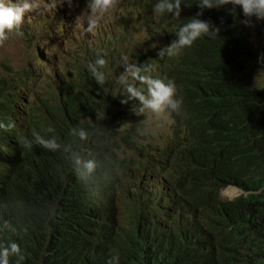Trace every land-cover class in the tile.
Instances as JSON below:
<instances>
[{
	"label": "clouds",
	"instance_id": "clouds-1",
	"mask_svg": "<svg viewBox=\"0 0 264 264\" xmlns=\"http://www.w3.org/2000/svg\"><path fill=\"white\" fill-rule=\"evenodd\" d=\"M120 1L87 0V14L76 17L83 15L78 25L72 0H0V182L8 173L13 151L23 141L26 148L61 149L54 135L28 137L39 116L54 109L53 95L59 97L66 89L76 73L74 66L88 69L101 84L106 79L101 69L108 64L111 73L118 62L123 71L116 78L120 86L110 90V94L117 92L114 100L106 95L92 100L94 105L105 100L108 104L74 121L66 140L82 147L65 166L88 184L87 190H80L78 213L84 224L81 231L91 235L86 240L87 264H118L129 259L130 248L137 242L147 256L160 255L156 264H200L205 253L198 242L213 223L214 206L218 201L232 204L245 191L234 184L221 186L215 200L198 184L197 190L210 198L202 215V208L192 200L191 174L181 172L185 163L165 151L176 137L184 139L194 124L188 122L192 104L184 90L189 67L213 50L206 40L220 32L209 18L222 11L217 7L231 4L235 10L238 5L241 23L255 25V17L258 31L264 25V0H155L152 8L138 0H124L131 10L122 11L119 23L133 39L127 41L110 28V35L99 42L91 39ZM193 2L198 11L191 19L175 18L182 5L189 7ZM141 27L147 32L146 41L162 42L144 48L134 32ZM73 35L91 40L85 54L72 45ZM251 35L260 47V36L254 37L253 30ZM258 60L264 63V53ZM151 113L156 117L170 114L173 120L149 123ZM45 114L42 120L47 119ZM160 126L172 132H159ZM229 188L240 194L223 193ZM217 227L231 230L230 225L218 223ZM104 243L107 248L103 250ZM99 250L104 258L99 257ZM12 255L24 259L16 241L0 242V264H10Z\"/></svg>",
	"mask_w": 264,
	"mask_h": 264
},
{
	"label": "trees",
	"instance_id": "trees-1",
	"mask_svg": "<svg viewBox=\"0 0 264 264\" xmlns=\"http://www.w3.org/2000/svg\"><path fill=\"white\" fill-rule=\"evenodd\" d=\"M154 2L138 0L148 8ZM217 8L222 11L209 19L220 32L206 40L213 50L188 69L184 96L192 104L188 122L194 124L185 138L176 137L165 153L185 163L181 172L191 174L192 200L202 208V215L210 198L197 190L198 184L215 200L221 186L234 184L245 191L232 203L236 208L222 201L214 206L213 223L205 239L198 242L205 253L200 264H264V85L259 83L264 63L258 60L264 53V25L258 30V47L251 25L241 23L238 5L235 10L231 4ZM197 11L194 2L189 7L182 5L179 18H175L187 21ZM253 22L257 26L255 17ZM74 68L76 73L66 89L59 97L53 95L54 109L39 116L28 137L33 133L54 135L61 149L26 148L23 141L13 151L8 173L0 182V242L16 241L24 257L20 260L12 255L10 264H87L86 240L91 235L81 231L84 224L78 213L80 190H87L88 184L65 166L82 147L66 140L74 121L108 104L105 100L94 105L92 100H102L105 95L114 100L117 92L110 94V90L120 86L116 78L123 69L117 62L109 73L107 64L101 69L106 79L98 84L88 69ZM44 114L47 119L42 120ZM218 223L230 225L231 230H221ZM99 257L104 258L101 250ZM159 258L156 254L147 256L137 242L130 248L129 259L118 264H156Z\"/></svg>",
	"mask_w": 264,
	"mask_h": 264
},
{
	"label": "rangeland",
	"instance_id": "rangeland-1",
	"mask_svg": "<svg viewBox=\"0 0 264 264\" xmlns=\"http://www.w3.org/2000/svg\"><path fill=\"white\" fill-rule=\"evenodd\" d=\"M72 4H73V7L75 9V20H76L77 24L80 25L83 22V15L87 14V0H72ZM123 10H131V8L128 7L127 4L124 2V0L120 1L117 8L109 15L108 19L103 24L104 27H103V25L100 24V27H98L96 29V36H92L90 38L99 42V40H100L99 38H101L102 36H109L110 35V30H109V28H110V29L115 30L119 34H121L125 38V40H127V41L132 40L133 36L131 34H129L127 31H125V29L119 23V17H120V14L122 13ZM82 12H84L83 15H81L79 18L76 19V17L78 15H80ZM147 17L151 21L155 20V17H153L150 14H147ZM136 19L139 20L138 17H136ZM251 29L255 32L256 31L255 25L252 24ZM134 32H135V37L137 39H140L144 43V45H143L144 48H149L151 46H157L158 44H160L162 42V39L151 40L150 42L146 41L147 32L143 27L139 28L138 30H135ZM90 41H91L90 39L89 40H83V39L76 38L75 35H73V39L71 40V43H72V45H74L76 47L77 52L79 54H85L86 51L89 50ZM24 55L27 56L26 53H24ZM129 56H131V55H129ZM16 65H17V62H16ZM67 70L70 72L69 69H67ZM260 79L261 80H259V83H261V85H264V72L261 74ZM163 119L173 120L171 118L170 114H164L161 117H156L151 113L148 122L152 123L154 121L163 120ZM159 129H160L159 132H165V133H171L172 132V131H169L168 128H164L162 126H160ZM164 141L166 143L169 142V138L164 139ZM223 193L234 194L235 196H238L240 194V191L229 188Z\"/></svg>",
	"mask_w": 264,
	"mask_h": 264
},
{
	"label": "bare ground",
	"instance_id": "bare-ground-1",
	"mask_svg": "<svg viewBox=\"0 0 264 264\" xmlns=\"http://www.w3.org/2000/svg\"><path fill=\"white\" fill-rule=\"evenodd\" d=\"M253 32H254V31H253ZM254 34H255L254 37H255L256 35L259 36L258 31L254 32ZM54 42H59V41L56 40V41H54ZM226 193H227V192H226ZM231 193H232V192H231Z\"/></svg>",
	"mask_w": 264,
	"mask_h": 264
}]
</instances>
